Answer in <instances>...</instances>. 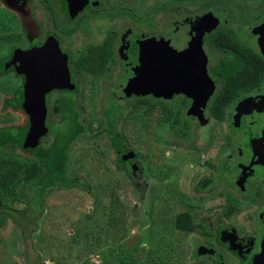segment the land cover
Returning a JSON list of instances; mask_svg holds the SVG:
<instances>
[{"label": "rangeland", "instance_id": "1", "mask_svg": "<svg viewBox=\"0 0 264 264\" xmlns=\"http://www.w3.org/2000/svg\"><path fill=\"white\" fill-rule=\"evenodd\" d=\"M3 5L0 0V32L6 34L21 27V18ZM24 81L13 70L0 73V128L29 124L27 112L10 104ZM57 98L50 100L51 121L60 128ZM141 99L121 104L111 128L105 114L109 95L94 90L88 80L81 83L75 102L86 133L73 141L67 170L89 189L50 190L28 212L31 198L24 195L23 182L0 186V264H216L214 256L196 252L198 244L209 242L208 236L178 229L175 222L186 211L195 218L198 212L203 216L223 207L227 186L218 183L203 191L200 183L216 176L204 162L224 140L226 120L206 110V120L190 119L192 137L186 141L175 135L185 120L181 93L166 99L149 96L150 104ZM52 139L46 135L41 142ZM115 140L134 157L123 161ZM14 157L27 164L33 153L24 149Z\"/></svg>", "mask_w": 264, "mask_h": 264}, {"label": "flooded vegetation", "instance_id": "2", "mask_svg": "<svg viewBox=\"0 0 264 264\" xmlns=\"http://www.w3.org/2000/svg\"><path fill=\"white\" fill-rule=\"evenodd\" d=\"M1 1L2 8L13 9L14 16L21 18V27L0 32V59L13 52L11 60L20 50L40 49L55 41L66 56V65L62 56L58 69L68 70L75 87L47 93L48 127L53 123L52 96L78 94L87 80L94 90L109 95L105 114L114 107L120 110L130 98L149 102V96H156L126 93L129 80L139 74L143 42L169 40L178 51L191 43L200 45L213 81L205 111L211 113L219 98L228 116L221 119L227 123L224 140L212 151V159L204 162L216 170V176L202 179L200 187L205 191L224 183L227 189L219 211L203 216L198 212L193 218L194 230L209 238L207 244L196 246V252L214 256L216 264H264V0ZM11 70L26 81L25 73L12 65L5 73ZM178 93L186 102L181 125L187 122L190 134L175 135L190 141V119L199 116L188 114L193 98L184 91ZM224 94L228 95L223 99ZM115 146L123 161L134 157L126 158L133 151L123 143L115 140Z\"/></svg>", "mask_w": 264, "mask_h": 264}, {"label": "water", "instance_id": "3", "mask_svg": "<svg viewBox=\"0 0 264 264\" xmlns=\"http://www.w3.org/2000/svg\"><path fill=\"white\" fill-rule=\"evenodd\" d=\"M10 3V0H8ZM30 24V23H29ZM61 52L57 42L48 43L40 49L20 50L15 53L10 64L18 72H24L26 81L23 86V107L29 115V124L22 128L23 140L31 147L40 144L49 132L47 126V93L53 89H73L70 73L58 69ZM141 65L139 74L127 84L128 95L154 94L172 96L180 91L193 98L188 114L203 119L206 104L213 93V81L207 70V56L202 47L190 44L184 51H178L169 40L151 38L141 44ZM240 111V110H238ZM239 114L236 118H240ZM134 156V152L126 158ZM30 233L29 226L27 227ZM30 252L35 257L32 239H28Z\"/></svg>", "mask_w": 264, "mask_h": 264}, {"label": "trees", "instance_id": "4", "mask_svg": "<svg viewBox=\"0 0 264 264\" xmlns=\"http://www.w3.org/2000/svg\"><path fill=\"white\" fill-rule=\"evenodd\" d=\"M5 39L8 40L9 38ZM12 53L0 59V73L7 72L11 67L10 55ZM76 95L77 92L64 93L59 98L54 109L57 113H60L62 127L59 128L54 122L49 126L48 135L52 134L53 139L48 144L44 145L40 142L38 146L31 147L22 138L21 129L23 127L0 128V186H16L19 182H23L21 185L24 189V195L31 198L30 200L27 199L28 212H32V209L46 198L50 190L59 187L89 189V186L81 177L71 176L67 170L70 159L69 150L73 141L86 133V126L80 121V113L75 107ZM227 95L224 94L222 98L224 99ZM10 104L16 108L24 109L23 83L18 86L16 99L11 101ZM210 111L215 118L224 119L226 107L223 100L220 101L218 98L215 106ZM49 112L51 115L52 108L49 109ZM118 112L117 107L106 112L111 128L116 126ZM69 121H72V123ZM65 123L68 125L67 128L63 127ZM175 134H182L187 137L190 134L189 124L186 122L182 127H179ZM24 149H30L33 153L32 161L27 164L14 157L18 151ZM2 207L4 208V205L0 201V210ZM7 214L12 213L7 210ZM175 224L178 229L188 232L196 228L193 216L189 211L178 214Z\"/></svg>", "mask_w": 264, "mask_h": 264}]
</instances>
